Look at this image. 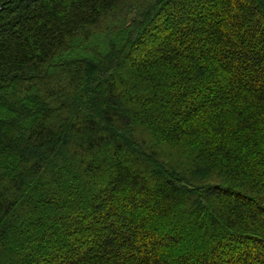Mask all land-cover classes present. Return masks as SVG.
Segmentation results:
<instances>
[{
	"label": "trees",
	"instance_id": "16d2710c",
	"mask_svg": "<svg viewBox=\"0 0 264 264\" xmlns=\"http://www.w3.org/2000/svg\"><path fill=\"white\" fill-rule=\"evenodd\" d=\"M0 264H264V0H0Z\"/></svg>",
	"mask_w": 264,
	"mask_h": 264
}]
</instances>
